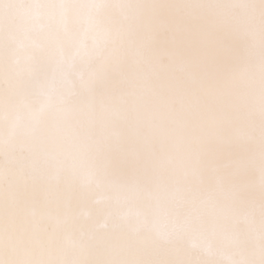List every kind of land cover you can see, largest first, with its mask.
I'll return each instance as SVG.
<instances>
[{"label":"snow or ice","instance_id":"snow-or-ice-1","mask_svg":"<svg viewBox=\"0 0 264 264\" xmlns=\"http://www.w3.org/2000/svg\"><path fill=\"white\" fill-rule=\"evenodd\" d=\"M0 264H264V0H0Z\"/></svg>","mask_w":264,"mask_h":264}]
</instances>
